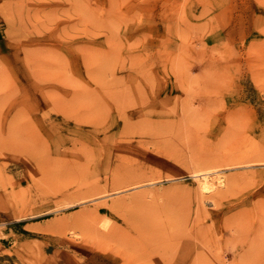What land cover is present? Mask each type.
Masks as SVG:
<instances>
[{"label":"rangeland","instance_id":"obj_1","mask_svg":"<svg viewBox=\"0 0 264 264\" xmlns=\"http://www.w3.org/2000/svg\"><path fill=\"white\" fill-rule=\"evenodd\" d=\"M0 264H264V0H0Z\"/></svg>","mask_w":264,"mask_h":264},{"label":"bare ground","instance_id":"obj_2","mask_svg":"<svg viewBox=\"0 0 264 264\" xmlns=\"http://www.w3.org/2000/svg\"><path fill=\"white\" fill-rule=\"evenodd\" d=\"M229 157H226V158H222V160L223 161H225V163H227V165H229V164H233V163H242V164H245V163H248V162H254V161H256V160H262L263 158H258V157H252V159H247V158H244V157H239V158H237V161H233V159L232 158H230V159H228ZM222 160L220 161V163H222ZM235 160V159H234ZM218 161V160H217ZM210 162V161H209ZM212 163H213V160L211 161ZM208 163V162H207ZM219 163V162H218ZM217 163V164H218ZM219 163V164H220ZM215 165V164H214ZM207 166V165H206ZM211 166V165H210ZM215 166H217V165H215ZM214 166V167H215ZM222 165H220V167H221ZM203 167V166H202ZM205 167V166H204ZM213 167V168H214ZM226 167V166H225ZM224 167V168H225ZM208 170V169H207ZM214 170V169H213ZM215 171V170H214ZM213 171V172H214ZM210 172H212V170L211 171H205L204 170V172L202 171V173L200 172V173H197L196 175L194 174V176H200V177H197L198 178V185H199V187L202 189V190H205V191H212L213 190V188L215 187V185L217 186V184L216 183H221V181H220V176H216V177H211V173ZM218 173H219V171H217ZM221 173V172H220ZM236 173V172H235ZM214 174V173H213ZM216 174V173H215ZM232 175V174H231ZM240 175V174H239ZM238 175V176H239ZM234 176V175H233ZM242 176H243V174H242ZM222 177H224V176H222ZM235 177V176H234ZM230 179V178H229ZM239 179H241V178H239ZM233 181V180H232ZM235 181V180H234ZM226 182H227V180H226ZM223 184V183H222ZM195 186H196V184H195ZM195 188V187H194ZM221 189H223V188H221ZM220 189V190H221ZM106 190V189H105ZM216 190V189H215ZM193 191H195V189H193ZM204 191V192H205ZM226 191V190H225ZM224 191V192H225ZM198 192L199 191H196L195 193L196 194H198ZM203 192V193H204ZM214 192V191H213ZM212 192V193H213ZM202 193V192H201ZM206 193V192H205ZM224 194V193H223ZM222 194V195H223ZM226 194V193H225ZM225 194L223 195V196H225ZM206 195V194H205ZM212 195V194H211ZM213 197L212 198H214V196L215 195H212ZM210 197V196H209ZM141 198V197H140ZM208 198V197H207ZM222 198H224V197H222ZM136 201H138L136 198H134ZM210 199V198H209ZM221 199V198H220ZM77 199H75V201H76ZM114 200V199H113ZM142 200V199H141ZM135 201V202H136ZM204 201H206V200H204ZM139 203L141 202L140 200L138 201ZM137 202V203H138ZM203 203V202H202ZM212 203V202H211ZM214 204V203H213ZM212 204V205H213ZM223 204V203H222ZM221 205V204H220ZM202 207V206H201ZM218 207H219V205L217 206V209H218ZM221 207V206H220ZM92 208V207H91ZM224 209V208H223ZM88 210V209H87ZM91 210V209H90ZM221 210V209H220ZM225 210V209H224ZM199 211V210H198ZM201 211H202V209H201ZM95 212V211H94ZM213 212H215V211H213ZM223 212V211H222ZM86 213V212H85ZM199 213V212H198ZM197 213V214H198ZM202 213H203V211H202ZM206 213V212H205ZM89 215L90 214H92L91 212L90 213H88ZM208 214V213H207ZM222 214V213H221ZM95 215H96V213H95ZM200 216V215H199ZM204 216H206V215H203L202 217H203V219H204ZM207 216H209V215H207ZM206 216V217H207ZM216 216H217V214H216ZM93 218H95L94 216H92ZM198 219H199V217H197ZM214 218V217H213ZM210 219V218H209ZM93 220V219H92ZM212 222H214V220L212 221ZM101 233H103L102 231H101ZM107 233V232H106ZM109 233V232H108ZM97 234H99V232L97 233ZM97 234H95V235H97ZM102 235H104V234H102ZM75 243V242H74Z\"/></svg>","mask_w":264,"mask_h":264}]
</instances>
